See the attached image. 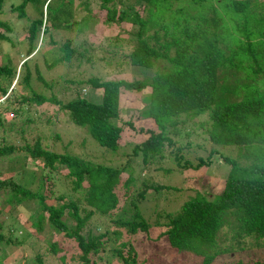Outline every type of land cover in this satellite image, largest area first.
Masks as SVG:
<instances>
[{
	"label": "trees",
	"instance_id": "trees-1",
	"mask_svg": "<svg viewBox=\"0 0 264 264\" xmlns=\"http://www.w3.org/2000/svg\"><path fill=\"white\" fill-rule=\"evenodd\" d=\"M37 1L21 0L14 9L19 16H24L27 5L30 3L33 7ZM75 1L63 0V4L56 6L60 11L65 7L60 21L44 11L45 7L49 9L52 0H42L40 10L33 9L37 16L29 26L25 44L28 55H34L40 39L46 36L51 41L50 46L60 48L55 41V31L61 27L90 30L91 22L96 20L90 0H81L79 6ZM4 2L0 0V8ZM99 7L98 24L105 25L103 29L114 23L132 25L131 30H127L130 36L126 42L118 35L115 39L120 42L119 50L129 43L126 55L130 64L142 69V76L106 80L97 76L86 80L68 78L69 83L75 84L74 94L67 102H59L56 94L50 98L35 91L29 78L21 80L20 75V82L32 88L28 100L36 104L58 100L70 121L86 127L100 144L117 149L125 128L137 129L134 116L123 118L121 115V92L127 89L140 92L151 87L143 96L144 104L137 114L139 119H153L157 129L146 130L147 138L132 145V156L120 164L89 160L82 151L85 143L80 151L84 155L68 152L69 145L74 143V147L80 148L77 135L71 138L63 135L62 139L67 142L62 140L65 152L49 150L37 138L33 144L24 145L30 154L26 157L43 162V168L49 171L59 165L67 167L65 175L71 178L72 193L58 197L69 195L70 200L59 206L48 204L42 191L43 179L40 188L31 191L28 185L34 181L36 173L26 167L25 160L22 162L25 156H22L9 162L13 170H17L16 165H22L21 182L10 180L13 192L8 194L9 201L38 198L40 205L34 215L38 217L40 230L47 224L67 238H75L86 264L91 261L89 253L98 254L108 245V252L118 255L122 264H146L147 260H153V250L143 255L141 248H152L156 243L166 244L172 256L181 257L184 251L194 253L201 258L199 264H211L219 254L240 251L252 255L264 250V0H99ZM81 10H89V13L78 18ZM0 25L12 30L6 22ZM6 37L0 32V38ZM60 49V55L48 65L63 63L69 73L74 67L71 60L74 48L67 43ZM27 63L26 60L23 66ZM44 64L42 61L41 66ZM15 70L11 59L0 64V75L6 79L14 78ZM34 74L38 80H43L40 74ZM84 84L103 89L101 102H92L82 95ZM8 90L9 86L0 79V95L4 96L0 104V126L7 125V101L13 94ZM11 110L9 114L19 113L21 107ZM186 125L201 129L200 137L206 135L211 143L236 147L234 156H225L230 169L223 190L213 198L196 191L186 199L175 197L171 201L168 196L161 198L162 192H182V187L143 179L139 187L132 188L143 168L153 167L152 172H162L168 180L174 168L157 164L163 163L166 147L176 142L175 139L179 140ZM14 127L15 124L10 123L9 128ZM20 130L23 134L25 129ZM201 140L196 148L206 149L207 142ZM1 148V154L15 150L12 145ZM183 148L184 145L175 147L172 158L179 166L193 168L207 164L216 151L211 148L207 156L198 154L193 164L181 154ZM138 158H141V168L135 170L132 162ZM49 177L52 176L48 174ZM8 181L0 180V187ZM152 189L160 192L156 199L162 202L153 210H161L164 215L158 213V216H165L166 220L151 224L147 220L146 206L148 195L154 192ZM82 199L86 204L84 213L80 205ZM166 202L168 205L163 207ZM94 217L101 221L108 218L104 227L109 228L97 229V232L91 227L84 234L82 230ZM69 219L74 221V226H69ZM101 224L97 226L100 228ZM137 240L140 249L135 245ZM6 243H13L11 232L6 236L0 229V247H5ZM48 246L51 251L48 254H56L50 255L49 261L65 260L66 251L56 242H49ZM5 250H0V264H3ZM44 257V252L38 253L26 264H47ZM234 264H264V258L254 259L253 256L245 260L240 257Z\"/></svg>",
	"mask_w": 264,
	"mask_h": 264
},
{
	"label": "rangeland",
	"instance_id": "rangeland-1",
	"mask_svg": "<svg viewBox=\"0 0 264 264\" xmlns=\"http://www.w3.org/2000/svg\"><path fill=\"white\" fill-rule=\"evenodd\" d=\"M20 2L21 0H5L3 6L0 8V22H6L12 27V30L8 31L4 26L0 25V32H3L7 36L6 38H0V64H5L11 59L12 65L16 67V75L11 80L0 75V79L5 81V84L9 86L8 92L10 94L13 93L12 96H9V101H7L8 106L5 115L7 125L0 126V148L9 145L15 147V150L11 153H0V180H9L0 187V229L4 231L6 236L11 232V238L13 240V243H6L5 247H0L1 251L6 249L4 251L3 264L30 263L34 260L30 258H33L41 252H44V259L47 264H86L85 260L81 258L83 251L75 238H67L63 232L47 224L40 230L37 224L38 217L34 215L40 205L38 198H30L27 201H9L8 194L13 192L12 182H21L20 176L22 175V172L19 171L22 165H16L17 170H13V168H10L9 162L12 159H19L25 156L22 162L25 160L24 164L26 167L36 173L34 181L31 183L29 182L28 188L31 191H37L43 179L44 186L42 191L46 194V202L48 204H54L55 206L65 203L67 200H70L69 195H67V198H59L58 196L72 193L71 178L65 175L68 172L67 167L59 165L56 170L49 171L44 169L42 166L43 162L35 160L32 157H26L30 154H27L28 151L24 148V145H31L37 138H40V142L45 148L63 152L65 150V145H63L62 140L67 143L66 140L62 139L63 135H66L68 138L77 135V139L80 140V148H78V146L74 147L76 146V143H74L72 144L73 146L69 145L70 148L68 150L70 151L68 152H77L84 155L80 151L83 147V143H85L86 148L82 151L85 152V155L87 154L86 157L89 158V160H93L95 163H124L133 154L132 145L134 146V144L147 138L148 135L145 131L157 129L153 119H139V114H137L141 105L144 104V101H142L143 96L151 91V87H147L144 91L140 92L128 89L121 92V115L123 118H131L134 116L133 118L137 120V129L125 128L119 140V148L117 149L100 144L88 132L86 127L75 124L68 119V115L61 108L59 102H67L74 94L73 89L75 88V84L69 83L67 80L68 78L76 77L86 80L93 76H97L102 80H106L107 78L133 79L142 76V69L130 64L129 57L126 55V53L129 52L127 46L129 43L122 46L123 50H119L118 46L120 42L115 39L118 35L119 38H123L125 41V39L130 36V31L127 32V30H131L132 25L126 22L122 24L114 23L103 29L105 25H102L101 22L98 24L97 18V16L101 15L99 0H90L91 12L96 17V20L91 22L90 30L79 31L76 27L63 29L59 26L61 28L55 31L57 46H61L60 48H62L64 44L69 43L70 47L74 48L75 51L73 59H71L74 62H70V64L72 63L74 66L71 68L73 71L68 73V69L64 68L66 65L63 63H57L53 66L48 65L60 55L59 52H61V49L50 46L51 41H48L47 36L44 40L43 38L40 39L39 47L34 51V55H28L29 52L28 49H25V44L28 41L29 26L32 20L37 16L36 11L33 9L37 8L40 10L42 0L37 1L34 4L35 6L33 5L34 8L30 6L29 3L26 7L24 16H19L18 11L14 9ZM79 2H81V0L75 1L76 6H79ZM61 4H63V0H52L49 9L47 7L44 9L46 15L49 14L55 21H60L61 18L63 19V10L65 7L61 11L56 8L57 5L60 6ZM87 13H89V10L79 11L78 18ZM121 43L123 44L124 42ZM36 44L37 42L33 46H36ZM85 48L87 49L85 50ZM26 60L28 63L23 66ZM42 61L45 63L43 67L41 66ZM34 73L40 74L43 80H38ZM20 75L21 80L26 79V77L27 79L29 78L31 87H33L35 91L41 92L50 98H52L53 94H56L59 102L58 100H56V102L46 101L43 104L30 102L28 99L32 88L20 82ZM84 85V87L82 86V95L92 102H101L103 89L94 88L89 84ZM77 86L80 87V85ZM3 98L4 97H1L0 104H2ZM20 102H24V104L22 105ZM19 106L21 107L19 113L9 114L10 111L12 112L11 108H17ZM55 113L58 115V118H55ZM27 119L31 121L27 123L24 122V120ZM10 123H14L15 127L9 128ZM188 126L189 125H186L184 127L178 141L175 139L176 142L174 141L172 145L166 147V157L163 159V163L157 164V166L164 164L165 167L174 168L168 180H165V176L162 172H152L155 170L153 167L148 168L149 170L143 168L141 174L138 176L136 185L132 188L135 189V187H139L143 179L157 183L165 182L172 185L176 184L182 187V192L174 191L165 193V191L160 190L163 191L161 198L164 197L163 199H165V197L168 196L171 201H173L175 197H180V200L181 197L186 199L188 195L191 196L195 194L196 191H201L208 198H213L214 195L223 190L230 169V165L225 160V156H234L237 151L236 147L211 143L206 135L202 134L200 137L202 133L201 129L198 127L194 129ZM21 127L25 129L23 134L20 130ZM141 129L144 131H141ZM201 138H203L204 142H207L206 149L196 148V144L202 142ZM181 145H184L183 150L180 151L181 154H185V157L192 160L193 164L197 162L196 157L198 154L202 153V155L207 156L211 148L216 151L212 154L211 161L207 162V164H203L197 168L190 166L183 167L175 163L172 158L173 154L171 153L175 151V147H180ZM134 160L135 161L132 163L136 168L135 170L141 168L139 164L141 158ZM48 174L52 177L47 178ZM10 180H12V182H10ZM120 190L125 191L124 188ZM151 191H154L152 195L149 194ZM151 191L148 193V197L150 198L147 200L146 206L147 220L151 222V224L157 220H160V222L165 221V216H158V213H162L161 210L157 212L153 210L159 205H162V202L156 199V197L160 195V192L153 189ZM73 198H75V196H73ZM177 202L180 203L181 201L177 200ZM80 205L82 213H84L86 204L83 199ZM167 205L168 202L164 203L163 207ZM162 215H164V213H162ZM63 218H66V215H64ZM105 221H108V218L105 219L104 217L102 221L95 217L91 218L88 226L84 228L82 232L84 234L87 233V229L91 227L94 228L95 231H97V229L104 231L106 228H109L104 227ZM73 223L74 221L72 219L68 220L69 226H74ZM98 224H101L100 228L97 226ZM49 242H56L59 247L66 251L64 261L59 258L56 263L49 261L48 257L56 256V254H50L51 256L48 254L51 252L48 246ZM135 245L140 249V241H135ZM107 247L108 248L98 254L94 252L89 253L88 257L91 261L88 264H122V260L119 256L112 255V253L108 252L110 246L108 245ZM141 249H144L143 255L149 252V250H153V260H147L146 264H199L201 260L196 254L186 251L180 254L181 257L172 256L171 252L166 248V244L159 245L156 243L152 245V248L144 247ZM248 254V252L240 253V251L219 254L211 264H234L240 257L245 260L252 259L253 256L254 259L264 258V250H260L252 255ZM181 260H183V262Z\"/></svg>",
	"mask_w": 264,
	"mask_h": 264
},
{
	"label": "clouds",
	"instance_id": "clouds-1",
	"mask_svg": "<svg viewBox=\"0 0 264 264\" xmlns=\"http://www.w3.org/2000/svg\"><path fill=\"white\" fill-rule=\"evenodd\" d=\"M1 97H4V96H1ZM1 97H0V99H1ZM4 99V98H3ZM3 101V100H2Z\"/></svg>",
	"mask_w": 264,
	"mask_h": 264
}]
</instances>
